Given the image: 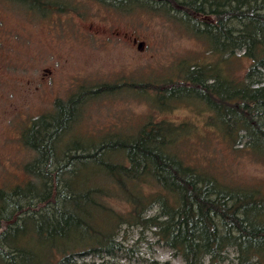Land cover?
I'll return each instance as SVG.
<instances>
[{
    "label": "rangeland",
    "instance_id": "obj_1",
    "mask_svg": "<svg viewBox=\"0 0 264 264\" xmlns=\"http://www.w3.org/2000/svg\"><path fill=\"white\" fill-rule=\"evenodd\" d=\"M262 1L28 14L0 0V264H264V155L251 148L264 146V89L249 87ZM190 78L180 101L159 96ZM59 100L74 120L51 149L28 148L23 128L50 138ZM227 196L260 207L239 212L243 226L212 214L181 252L201 201ZM41 214L68 235L48 239Z\"/></svg>",
    "mask_w": 264,
    "mask_h": 264
},
{
    "label": "trees",
    "instance_id": "obj_2",
    "mask_svg": "<svg viewBox=\"0 0 264 264\" xmlns=\"http://www.w3.org/2000/svg\"><path fill=\"white\" fill-rule=\"evenodd\" d=\"M9 1L13 6L25 11L28 14H49L52 9H56L59 13H68L69 11H75L77 8L72 6L71 0H6ZM105 5L108 8L116 10L121 13H130L132 11H137L140 9L148 10L149 12L156 13L159 9L168 7L169 10H183L192 14H197L198 5L201 0H93ZM166 5V7L162 6ZM259 9L264 12L263 1L257 4ZM167 10V9H166ZM257 14V13H255ZM242 45V44H241ZM239 46V45H238ZM254 72L251 76L249 87L254 88L256 84L259 90L264 89V62H260L254 68ZM189 86L184 87L182 84L178 83L176 85H166L160 92L159 96L163 98H175L180 101L182 95L189 90L190 86L194 84V79L190 78L188 80ZM185 84V83H183ZM243 94V93H242ZM239 95L238 100H240L241 95ZM76 103L72 100H59L56 106L57 111H54L50 115L49 123L51 122L52 132L51 137H46V134L39 130L37 122H31L29 125L23 128L21 133V140L28 148L38 149L43 142H46L45 149L48 150L50 147L55 146L54 140L56 136L64 132L68 128L69 124L74 120L75 114L77 112ZM232 137V136H231ZM255 153H260L264 155V146H259L258 148L251 147ZM51 149V148H50ZM44 158L43 160H45ZM48 161H42V163H47ZM37 168V167H35ZM34 168V170H35ZM25 169L30 173V170L25 165ZM32 171V170H31ZM18 187V186H17ZM230 188V187H229ZM233 189L232 193H239L240 189ZM228 193V192H227ZM36 197L42 198L41 194L37 192ZM33 205V204H32ZM258 202L252 201H239L233 206L228 204V196L226 199L220 198L217 200H203L200 203V214L195 215L191 219V223L188 225L186 236L184 237L182 244L178 247L183 253H186L184 249L190 247L194 244L196 237V225L202 224L204 227L210 226L211 215L220 214L226 217V221L231 225L243 226L245 220L238 217L239 212L242 209L249 208L250 210L257 211L259 209ZM19 210L22 207H17ZM33 212V211H32ZM35 213V212H33ZM64 215V214H63ZM45 214L40 215L41 221L39 222L40 227L46 228V232L49 233L48 239H56L59 236H66L67 230L62 229L60 223L56 226L47 225L49 221L45 219ZM65 216V215H64ZM150 217V216H149ZM162 223V220L160 221ZM161 226V224H160ZM1 251V250H0ZM57 255V261H61L66 256L64 253ZM13 256V255H12ZM12 258V257H11Z\"/></svg>",
    "mask_w": 264,
    "mask_h": 264
},
{
    "label": "water",
    "instance_id": "obj_3",
    "mask_svg": "<svg viewBox=\"0 0 264 264\" xmlns=\"http://www.w3.org/2000/svg\"><path fill=\"white\" fill-rule=\"evenodd\" d=\"M143 47V42H140L139 43V48H142Z\"/></svg>",
    "mask_w": 264,
    "mask_h": 264
}]
</instances>
